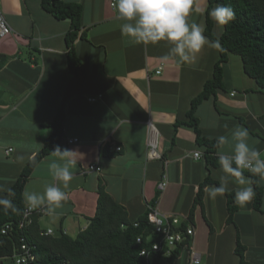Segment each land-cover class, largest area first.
Segmentation results:
<instances>
[{
    "label": "crops",
    "instance_id": "0c3cea01",
    "mask_svg": "<svg viewBox=\"0 0 264 264\" xmlns=\"http://www.w3.org/2000/svg\"><path fill=\"white\" fill-rule=\"evenodd\" d=\"M65 1L84 8L83 35L76 40L75 50L87 79L83 92L67 102L60 145L77 150L79 163L64 189L66 202L54 214L40 216V228L75 237L96 214L103 182L132 220L146 213L159 191L157 208L179 217L182 225H193L191 244L175 264H191L195 255L197 264H239L238 234L246 248L245 264H264V213L254 208L253 199L244 207L235 203L233 221L228 222L227 193L211 199L205 191L206 186H219L220 166H208L205 146L196 142L190 126L174 127L178 120L187 119L191 101L212 78L220 48L206 45L194 63L177 67L174 61L162 59L171 47L167 42L137 44L121 34L123 22L116 19L113 0ZM1 6L13 30L0 43V53L9 57L0 69V197L9 198L8 188L50 135L48 124L72 77L65 40L71 22L54 18L42 8L41 0H1ZM208 6L209 0H193L189 22L206 28ZM224 29L213 20L215 36L220 37ZM224 82L226 89L218 91L216 101L211 97L196 109L203 134L210 139L228 136L229 144L218 147L217 153H231V131L246 128L249 144L264 155V90L234 53L224 65ZM75 138L78 141L69 142ZM151 141L157 142L162 159L147 158ZM117 145L122 151L116 150ZM51 159L49 154L34 168L24 191L43 192L51 183L62 187L49 173ZM94 162L101 171L86 170ZM244 175L252 186L255 177L264 192V179L248 171ZM207 178L211 181L203 188V203L195 206L190 221V210ZM162 180L168 184L160 191ZM239 187L231 178L228 191L235 194Z\"/></svg>",
    "mask_w": 264,
    "mask_h": 264
},
{
    "label": "trees",
    "instance_id": "16d2710c",
    "mask_svg": "<svg viewBox=\"0 0 264 264\" xmlns=\"http://www.w3.org/2000/svg\"><path fill=\"white\" fill-rule=\"evenodd\" d=\"M230 5L236 13V18L230 24L225 25L224 32L220 37L213 34V20L209 17L208 11L214 5ZM42 8L54 18L62 20L69 19L70 27L65 35L67 44V61L69 71L72 75L61 104L48 124L52 131L46 138L44 146L31 158L22 169L19 177L8 188L11 189L9 199L17 206L18 211L5 213L0 208V230L7 223L12 224V230L8 234H0V259L7 261L18 247L21 237L24 235L28 241L36 245L35 252L42 264H175L181 256L185 246L191 244L190 237L179 243L170 254L153 250V243L159 241L162 234L155 231L154 226L148 221V212L132 220L129 217L126 207L118 203L106 190L101 182L98 192V204L96 214L90 218L88 226L79 232L75 237L61 231L57 235H41L42 229L39 226L38 218L35 215L33 223L28 227H21L20 221L25 209L22 194L34 168L54 150L60 146L64 136L66 120V105L68 100L76 94L82 93L87 79V70L79 59L75 42L82 36L80 31L83 28V5L74 1L65 0H41ZM205 34L214 41L220 39V56L213 66V76L208 79L202 91L191 101V107L187 112L186 120H178L175 130L181 125L190 126L196 133V142L205 146V158L208 166H217V139H210L203 134L200 121L195 112L200 103L213 97L216 101L217 93L225 90L224 65L229 61L231 53L241 57L244 71L254 78L259 87L264 90V0H209L207 10V23ZM8 56L0 53V69L5 66ZM247 171V170H245ZM211 181L207 178L199 188L194 204L190 210L189 220L193 221L194 209L197 204L203 203V188ZM255 196L253 206L256 210L262 211L264 192L257 185L253 177ZM228 211L227 221H233L237 205L234 202V193L227 191ZM160 192L156 194L151 205L157 206ZM138 225H135V223ZM186 230L187 225H181ZM142 237V242L137 241ZM146 248L147 254L141 255ZM245 246L242 244L240 235L237 237L236 253L239 256V264H245Z\"/></svg>",
    "mask_w": 264,
    "mask_h": 264
},
{
    "label": "clouds",
    "instance_id": "9594fccd",
    "mask_svg": "<svg viewBox=\"0 0 264 264\" xmlns=\"http://www.w3.org/2000/svg\"><path fill=\"white\" fill-rule=\"evenodd\" d=\"M116 19L120 24L121 34L129 37L137 44L157 45L167 42L171 45L164 61H174L177 67L194 63L207 45L219 49L220 39L212 41L204 35L205 28L195 22H189L193 8V0H115ZM209 17L218 26L230 24L236 18V13L230 5L218 4L208 11ZM249 132L246 128L235 127L231 131V153H217L220 171L219 186H206L205 191L211 199L223 196L229 190L231 178L240 186L234 195V202L240 207L250 203L255 196L250 178L244 175L247 170L253 176L264 179V155L256 147L249 144ZM229 144V137L221 135L217 138V146ZM78 151L56 146L51 151L52 157L47 167L55 183L47 184L43 192L24 191L23 202L28 211L45 210L47 214L63 206L67 200V189L73 180V169L79 163ZM197 155H200L198 153ZM10 194L11 189L8 190ZM0 208L5 213H16L17 206L6 197H0Z\"/></svg>",
    "mask_w": 264,
    "mask_h": 264
},
{
    "label": "built area",
    "instance_id": "2783aa9c",
    "mask_svg": "<svg viewBox=\"0 0 264 264\" xmlns=\"http://www.w3.org/2000/svg\"><path fill=\"white\" fill-rule=\"evenodd\" d=\"M115 0H113L112 5L114 6ZM12 27L8 23V21L5 18L2 6H1V0H0V43L8 37L12 33ZM161 70H158L157 73H160ZM73 141H78V138L69 140L70 143ZM12 149L7 150L6 152L9 153ZM117 151H122V146L117 145L116 146ZM200 152H195L196 157H200V155H197ZM148 159H162L163 155L158 149V144L155 141H151L148 146V153H147ZM86 170L89 171H101V166L97 163H90ZM167 181L162 180L158 183V190L162 191L167 186ZM148 221L151 223L156 232H159L162 234V237L159 241L153 243V250L155 251H161L165 250L166 254H170L171 251L179 244L184 242L188 237H191L195 234V230L193 225H190L186 228V230H183L181 228V222L179 217L173 215L169 216L163 212H161L157 206H153L151 204L148 205ZM47 212L45 210H33L28 211L25 207L23 211V216L20 221L21 227H28L33 223L34 216L35 215H45ZM135 225H138L136 222ZM12 230V224L7 223L3 227H1L0 234L6 235L9 233V231ZM41 235H54V231L52 229H46L41 231ZM0 239V243H1ZM137 241L139 243L142 242V237H138ZM36 245L34 243H31L26 239V237L23 235L20 239V243L18 247L14 250L12 255L8 256L7 261H3V259H0V264H42L41 261L38 259L37 254L35 252ZM147 249L144 248L141 251V255L147 254ZM199 263V257L194 256L192 258L191 264H197ZM66 264V263H64Z\"/></svg>",
    "mask_w": 264,
    "mask_h": 264
}]
</instances>
